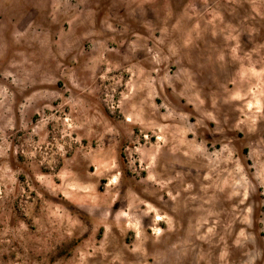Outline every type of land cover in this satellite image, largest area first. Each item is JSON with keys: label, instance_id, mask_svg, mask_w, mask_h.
I'll use <instances>...</instances> for the list:
<instances>
[{"label": "clouds", "instance_id": "obj_1", "mask_svg": "<svg viewBox=\"0 0 264 264\" xmlns=\"http://www.w3.org/2000/svg\"><path fill=\"white\" fill-rule=\"evenodd\" d=\"M157 7L0 0V264H264V0Z\"/></svg>", "mask_w": 264, "mask_h": 264}, {"label": "rangeland", "instance_id": "obj_2", "mask_svg": "<svg viewBox=\"0 0 264 264\" xmlns=\"http://www.w3.org/2000/svg\"><path fill=\"white\" fill-rule=\"evenodd\" d=\"M190 3V0H184V5H185V9L184 11H181L179 8V3L178 0H158V7H157V11L159 13H163V12H167L169 16H173L176 17L178 20L181 19L184 16V12L187 11V5ZM191 25H189L190 27ZM203 27V25H201ZM215 43V42H214ZM226 41L221 40L219 44H217L216 46L218 48H221V54H225L223 51V46L226 45ZM175 71V69H173ZM20 179L23 181L25 179L24 176H21ZM250 203L253 204V208H254V214H260V213H264V207L261 208H256L255 206V198H253L252 200H250ZM255 218V215H254ZM103 228H100L97 232H94L92 234H90L89 236L83 238L80 241L76 242V245H78V248H75L76 251H79L80 249H83V247L85 245H87L89 243V241H93L95 243H99L101 240H103ZM61 264H64L63 261H61ZM69 264H71V262H69ZM88 264H105V262L99 261V257H97L96 259H90L88 261Z\"/></svg>", "mask_w": 264, "mask_h": 264}]
</instances>
